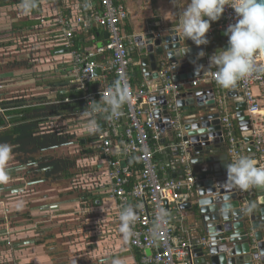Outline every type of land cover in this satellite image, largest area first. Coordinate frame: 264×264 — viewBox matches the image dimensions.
I'll return each mask as SVG.
<instances>
[{
  "label": "built area",
  "instance_id": "obj_1",
  "mask_svg": "<svg viewBox=\"0 0 264 264\" xmlns=\"http://www.w3.org/2000/svg\"><path fill=\"white\" fill-rule=\"evenodd\" d=\"M51 7L50 14L40 17L45 30L44 43L56 48L66 56L63 67L59 69V79L55 90L46 88L48 93L41 101L27 105L31 108L48 105L74 104L75 110L68 114H59L46 122L44 130H50L58 136H91V152L98 157L99 172L103 173V182L97 181L100 192L115 201L112 209L121 228L120 214L131 206L136 219L129 225V234L122 235L128 245L140 252L137 264H195V233L182 223V192H190L196 182L190 161L185 154L186 142H181L183 130L177 100L187 81L175 82L169 69H158L157 79L133 86L130 77V57L136 50L135 36L125 34L127 10L118 0H44ZM231 2V0H229ZM222 28L236 22L232 7L226 5L222 14ZM97 30L107 33L108 37L100 43L81 49L75 48V31ZM213 29L206 37L211 39ZM54 39L50 38L54 35ZM47 40V41H46ZM50 40V41H49ZM54 40V41H53ZM228 44V37L226 36ZM206 46V45H204ZM255 69L249 76L237 82L238 91L245 102V114L252 127V147L254 160L264 167V65L261 52L254 53ZM96 69L100 75H96ZM213 70L207 76H200L190 85L197 87L207 82L213 88L217 109L220 113L222 139L230 162L240 155H248L247 144L242 137L235 135L233 121L236 119L229 111L225 89L220 87L213 76ZM120 80L128 86L130 100L123 105L119 118L105 120L104 114L95 113L100 131L94 134L87 131L89 116L82 112L90 101L104 102L110 95L109 89ZM6 86L0 82V103L12 100L3 97ZM47 92V91H46ZM71 94L64 99H56L55 94ZM162 93L167 99V109L172 114L170 121L179 153L182 174L172 178L167 172L168 165L159 164L156 156L165 152L158 147L160 133L156 129V116L150 99ZM1 95L4 99L1 98ZM73 95V96H72ZM14 97V96H13ZM26 98V97H25ZM17 100L23 99L19 96ZM19 109V107H18ZM9 111L0 105V114ZM64 127L63 130H60ZM49 132V131H48ZM46 132V133H48ZM89 146V145H88ZM171 148V147H170ZM171 171V170H170ZM234 193L247 211L250 198L255 196V188L242 190L234 186ZM178 224H177V223ZM207 239L202 236L198 246H205ZM254 264H260L256 262Z\"/></svg>",
  "mask_w": 264,
  "mask_h": 264
},
{
  "label": "crops",
  "instance_id": "obj_2",
  "mask_svg": "<svg viewBox=\"0 0 264 264\" xmlns=\"http://www.w3.org/2000/svg\"><path fill=\"white\" fill-rule=\"evenodd\" d=\"M118 1L125 6L128 14L124 26L126 35L136 37L149 30H171L178 27V13L180 8L173 5L171 0ZM185 2L186 0H181L180 7H183ZM35 5L36 6L34 8L40 6V9L36 14H32L31 11H25L22 5L16 7L14 6L13 8L8 7L6 10H0V20H6L7 17L11 18V20H9L8 27L2 31L0 30V33H7L12 24L19 25L18 21L23 18L36 21L39 19V13H43L45 16L50 14L51 7L50 5L46 4L44 0H35ZM11 11L15 12L16 15H7V13ZM222 23V16L219 20L211 23L210 28L213 29L212 36L209 40V43L205 46L207 67H209V57L217 50L224 49V46L227 45V42L223 41L224 38L226 40V36H224L225 31L222 28ZM45 30L46 28L36 29L35 25H31L26 29L19 31L21 35L22 33L27 34V36L24 37H29V41L27 42V45L24 49H26V47L30 48L25 52V54L23 52L24 55L21 59H27L28 57H31V54H27L30 51H33L34 55L36 54L33 56L36 60L33 70L35 76L21 77L17 79L15 78V75L13 78H11L12 73L11 75H8L4 72H0V82L6 86L5 90L3 91L4 98L8 97L6 94L7 88L9 89V86L12 83L15 82L18 85H22L26 81H33L34 83H32L35 85L36 80L33 79L40 76V74L41 77H45L50 74V78L48 79L52 78L53 80L44 82V84H50L49 87L46 86V88L51 89V87L54 88L58 85L55 83H58L57 80L59 79V69L63 67L62 63L64 60H66V56L62 53H59L58 50L55 51L51 47L48 48V44L44 43L45 37L43 33ZM103 33L104 32L100 34V40L98 43H100L102 40H105ZM3 42H6V39L1 37L0 44ZM30 44L33 46H29ZM18 46L19 44L9 48L18 49ZM0 48L6 47L0 45ZM9 48H6V50H9ZM19 50L23 51L21 48H19ZM141 58L142 57L139 56L136 48L130 57V77L133 86H138L140 83L145 82L141 73ZM37 65H42V67L37 69ZM160 68L169 69L166 64L159 65V69ZM41 69L44 70L42 73L40 71ZM213 70H215V68H211L209 72ZM199 77L188 80V85L181 89L180 94L184 95L190 93L191 91L200 92L213 90L212 86L207 82H200L197 87H192L190 83ZM53 82L55 83L52 84ZM232 89L239 92L238 87L236 88V86ZM230 90L231 89H225V93L228 100L227 102L229 105V111L235 116L233 99L229 98L228 96V92ZM19 95L21 94L16 92L14 97L11 96L13 97L11 98L12 100L0 104L2 108L9 109V111L1 115L2 118H0L3 120L0 124L2 125V127H0V143H8L13 149L12 159L6 165L8 170V179L0 182V264H68L67 260L65 261V259L69 260L70 258L62 257L63 253H65L64 251L61 250L60 253L57 251L56 254V252L53 251L54 246H52L49 250L44 245L36 244L35 239H37L39 233L41 232L40 225L42 224L39 222V220L42 216H46L47 220H49L45 223L48 225V227L45 228L46 232H53L55 227L52 224L55 220L60 219L64 220L65 222H76L77 226H75L73 232L79 236V239L83 240L82 244L79 245L81 247L79 248V251L83 250V256L79 255V257H88L92 261L90 264H112L114 259L119 260L120 264H137L138 260L135 259V253L137 250L131 248L128 245L127 241L122 235L120 225L116 221L115 213L113 212L112 214L111 210L115 207V201L110 199L103 192H100L98 189L99 186L95 184L97 181L103 182L104 176L103 173L99 172L100 163L97 161L98 157H94L92 154L90 150V144H88L89 146L87 145L84 147V142L79 144V139L82 137L65 135L71 137L69 142L73 141V144H79L81 153L84 155V157H81V159H75V166L84 169L82 170V177H85L83 179L86 180L79 187L81 188L80 192H86L90 195L88 200H81L78 197L61 196L62 190L57 191V185H54V181L60 179L57 177L58 175L45 174L47 168L36 169L38 166L37 163L32 160V162L28 161L29 159L27 160L28 157H35V159L41 157L52 159V156L46 155L48 150L57 149L59 146L64 144L54 148L45 147L40 151H32L22 154V142H19L21 137L18 139L16 130L13 131V128L15 129V127L21 122V119L17 116H14V113L24 109L25 107L24 101H22L23 99H15L18 98ZM36 96L38 95L30 97L36 98ZM3 97L1 95V98ZM44 119L45 121L40 123L41 125L39 126L38 131L33 133V137L38 136L39 134H50L42 133L43 131H47L44 130L43 127L46 125L45 123L47 121L50 122V120L55 119V117L54 115L46 114ZM9 130H12V133H9ZM6 131L9 132L6 133ZM82 136L89 137L87 135ZM89 138H91V136ZM169 140L170 138L166 132L163 135H160L159 141L156 143L158 147L164 148V151L166 152L164 155L159 153L156 156V161L159 164L168 165L170 161L169 157L171 156L172 152L170 146H167L170 144ZM11 141H18L19 143L14 142L13 144ZM66 144L67 143H65V145ZM87 151L91 156L85 154ZM177 172L178 169L175 170V173L170 171V177H172L173 174H176V177H179ZM40 188H44L45 191H39ZM26 210H29L28 215H30L34 221L33 224L29 225L30 231H24L26 225L23 227L21 223V216H23V212ZM11 219L15 220L12 227L10 226ZM181 219L183 225L188 228L190 227L195 233L192 221L186 212L182 213ZM34 229L37 232L34 231ZM87 238H91L88 243L84 242V240L86 241ZM78 263L80 262H76V264Z\"/></svg>",
  "mask_w": 264,
  "mask_h": 264
},
{
  "label": "water",
  "instance_id": "obj_3",
  "mask_svg": "<svg viewBox=\"0 0 264 264\" xmlns=\"http://www.w3.org/2000/svg\"><path fill=\"white\" fill-rule=\"evenodd\" d=\"M103 36L107 39L108 34L103 33ZM135 41L138 54L142 57L141 73L147 82L157 79L156 72L161 64L168 66L175 82L209 73L206 56H198L200 51L205 53V46L185 40L179 27L149 30L136 36ZM223 41H226L225 38ZM186 47L189 49L186 54L177 55L179 49ZM227 48L228 44L224 46V49ZM261 56L264 65V52ZM198 65L204 66L199 75L196 73ZM95 73L100 75V70L96 69ZM228 96L233 99L235 118L241 137L247 144V153L254 158L252 127L245 114L244 98L234 89L228 92ZM150 102L155 109L156 129L161 135L167 132L170 138L167 146L171 147L172 153L168 167L175 173L180 168L176 147L179 140L175 139L171 130L172 114L167 109V99L159 93ZM176 104L183 130L181 142L187 143L185 154L196 179L192 190L182 192L180 199L181 210L189 215L195 230V264H264V187L254 186L256 206L250 205L246 212L243 211V203L234 193V185L226 180L225 165L230 161L221 136L220 113L213 90L180 94ZM165 153L162 152L163 155ZM177 174L181 175L182 171ZM172 178H176V174ZM202 236L207 239V244L198 246Z\"/></svg>",
  "mask_w": 264,
  "mask_h": 264
},
{
  "label": "clouds",
  "instance_id": "obj_4",
  "mask_svg": "<svg viewBox=\"0 0 264 264\" xmlns=\"http://www.w3.org/2000/svg\"><path fill=\"white\" fill-rule=\"evenodd\" d=\"M171 3L180 8L178 27L184 39H190L197 46L209 43L206 34L211 23L221 18L226 5L232 7L236 22L229 24L225 30L228 48L219 49L209 57L207 71L216 69L213 76L216 83L224 89L234 88L238 81L252 74L255 69L254 53L264 52V0H186L183 7H180L181 0H171ZM35 6V0H23L22 7L25 11H30ZM188 51L187 47L179 49L177 55L186 54ZM204 55L203 51L198 53L199 57ZM202 70L204 66L198 65L197 75ZM109 91L110 95L104 98L103 103L90 101L82 112L90 117L86 125L89 133L100 131L95 113L104 114L105 120L119 118L123 105L130 100L128 86L120 80L115 81ZM12 152L10 144L0 143V182L8 179L6 165L12 159ZM225 167L226 180L234 186L242 190L253 186L264 187V167L259 166L250 155H240ZM135 219L136 213L131 206L121 211V231L126 236L129 234L130 223ZM113 264H120V261L114 260Z\"/></svg>",
  "mask_w": 264,
  "mask_h": 264
},
{
  "label": "trees",
  "instance_id": "obj_5",
  "mask_svg": "<svg viewBox=\"0 0 264 264\" xmlns=\"http://www.w3.org/2000/svg\"><path fill=\"white\" fill-rule=\"evenodd\" d=\"M23 0H0V10H6L8 7L9 8H13L14 6H19L22 5ZM40 9V6L36 7V8H32L30 11L32 12V14H36L38 13ZM43 16V13H39V19L38 20H28L26 18L21 19L18 21V24H12L11 28L8 30L7 33H0V39L1 37H3L4 39H6V42L1 43V46H5L6 48L9 47H13V46H18V49L20 48V43L25 42V41H29V37L22 39L20 37V32L23 29H26L27 27L31 26V25H35L36 29H44L46 28L43 24L40 23V17ZM47 29V28H46ZM39 32V31H38ZM45 33V31H44ZM43 33V35H44ZM75 35H74V43H75V48H87L93 45H96V43H98V41L100 40V32L97 30H91L88 32H81L80 30L75 31ZM55 33L54 35L50 38V40L54 39ZM49 40V41H50ZM55 40V39H54ZM53 40V41H54ZM47 41V40H46ZM29 46H33V45H29ZM49 48V47H48ZM29 47H26L25 50H29ZM54 50L56 51V48H54ZM30 51L29 53H27L28 55L31 54V57L23 58V59H16L13 62H10L9 67L12 68H16L19 69L18 71V76L16 78H21V77H34L35 74L33 72L34 70V66L36 63L35 58H32L34 56V53ZM14 75L12 74L11 78H13ZM10 78V77H9ZM8 78V79H9ZM15 79V78H14ZM55 82H53L52 84H54ZM58 83H61L60 81ZM55 83V84H58ZM45 87H49L50 84L45 83L44 84ZM53 88V87H51ZM55 88V87H54ZM53 88V90H55ZM56 99H64L65 97H70L71 94H60V93H56L55 94ZM73 96V95H72ZM13 98V97H11ZM4 99V98H2ZM44 99V98H43ZM25 107L22 110H19L17 112L14 113V116H17L18 118L21 119L20 124H18L15 129L13 128V131L16 130L17 132V137L19 139V142L21 141V152L22 154L24 153H28V152H32V151H40L45 147H49V148H54L57 147L59 145L68 143L71 139V137L69 136H58L57 134H47V135H42V136H35L33 137V133L38 131L39 126L41 125V122H44L45 119L44 117H46V114H50V115H54V117L58 116L59 114H68L71 111L75 110V107H77L74 104H66V105H48V106H41V107H36V108H31L28 107L26 105L32 104L33 102H38L41 101L40 98H33V97H27V98H23ZM7 101H2L0 104L5 103ZM0 118H2L1 114H0ZM3 120L0 119V124ZM234 123V127H235V135L237 137H241V134L239 132V128H238V124H237V120L235 119L233 121ZM0 127H2V125H0ZM10 131V130H9ZM9 131H6V133H8ZM12 131V130H11ZM9 133H12V132ZM74 139V138H73ZM89 137H82L81 139H79V144H82L81 142H84V147H86L88 145V143L90 142ZM14 142H18V141H14ZM13 141H11V143L14 144ZM18 142V143H19ZM78 144V145H79ZM85 154L88 156L89 152H85ZM29 159V160H28ZM28 161H34L37 163V167L36 169H43V168H47L46 173L45 174H49V175H55L57 174L59 178H71L74 174L72 172H70V169L72 167L75 166V162L76 160H68V159H57V158H38L35 159V157H28L27 158ZM31 161V162H32ZM51 167V168H49ZM167 172L168 174H170V170L167 168ZM73 191V192H71ZM73 195H76V197L80 198L81 200H88V198L90 197L89 194H87L86 192H79V193H75L74 190H70L69 194H64L61 196H68L71 197ZM250 204L251 205H256V194L255 196L250 198ZM23 219L27 220V223H31L33 224L34 222L32 221L33 219L31 218L30 215L25 214V216H22ZM41 231V232H40ZM38 232L39 236L36 239V244L37 245H44L46 246L49 250L51 249V247L53 246L52 242H49L51 238H53V236H48L45 230H40ZM37 232V231H36ZM140 252L137 251L135 253V259L139 261L140 259ZM79 264V263H78Z\"/></svg>",
  "mask_w": 264,
  "mask_h": 264
},
{
  "label": "rangeland",
  "instance_id": "obj_6",
  "mask_svg": "<svg viewBox=\"0 0 264 264\" xmlns=\"http://www.w3.org/2000/svg\"><path fill=\"white\" fill-rule=\"evenodd\" d=\"M8 14H9V16H15L16 15V13L13 11L8 12L7 15ZM6 20H0V30L1 31L6 29V27H8L9 20H11V18L7 17ZM19 35H21V34H19ZM24 36H27V34L22 33L21 38L22 39L26 38ZM27 42L28 41L22 42L20 45V48L23 49V51L16 49V48H9V50H6V48H0V66H1L0 72L1 73L4 72L5 74H8V75H11V73H12L13 75H15V78L19 75L18 72H16L19 69H16V68L14 69L12 67H9V65H7V64L10 62H13L16 59L22 58V56L27 51L24 49L25 46L27 45ZM23 52H24V54H23ZM36 67H37V69H40V67H42V65H37ZM40 71L42 73L44 70L41 69ZM48 78H50V74H48L45 77H41V74H40V76L33 79V80H36L35 85L33 84L34 83L33 81H31V82L26 81L22 85H18L15 82L14 83L11 82L12 84L8 83L11 85L9 86V89L7 88L6 94L9 98H11V96H15L16 92H19V94H21L19 96H21L23 98L38 95V96H36L37 98L43 99L46 97L45 94H47V92H48L47 89L45 88L44 82L53 81L52 78L51 79H48ZM17 79H19V78H17ZM62 129H63V127L60 128L59 132ZM48 131H43L42 133L45 134L46 132H48V133L52 134L51 131H54V130H52V128H50V130H48ZM39 136H42V135L39 134ZM46 155L52 156L53 158H57V159L64 158V159H68V160H70V159L71 160H74V159L78 160L79 158L81 159V157H84V155L81 153V149H80L79 145L73 144V141L67 143L66 145L64 144L62 146H59L57 149L48 150ZM78 168L79 167L74 166L70 169V172H72L74 174L71 178H67V179L60 178V179L54 181V185H57V187H56L57 191L62 190L61 194H66L65 192H67V194H69L70 190H74L75 193H79L81 191V188L79 186H81V184L84 183V181L86 179H83L85 177H82L83 176L82 170H84V169H82V168L78 169ZM39 191L44 192L45 190H44V188H40ZM71 192H73V191H71ZM71 197H76V195H73ZM27 207H28V205H27ZM24 213L29 214V210H26L23 212V215L25 216ZM21 218H22V216H21ZM14 221L15 220L11 219V222H10L11 227L13 226ZM47 221H49V220H47L46 216H42L41 219L39 220V222L42 224V225H40V228L42 231L48 227V225L45 224ZM27 222H28L27 220L22 218V220H21L22 226L24 227L26 225L24 231H30L29 225L31 223H27ZM52 225L55 227L53 232H47L46 234L48 236H53V238L50 239L52 241H49V242L53 243V246H54L53 251H55L56 254H57V251L59 253L61 250L64 251L65 253H63L62 257L63 258L64 257L70 258L69 260L65 259V261L67 260L68 264H76V262H80L79 264H90L92 262L91 259H89L88 257H79V255L83 256V254H82L83 250L79 251V248H81L79 245L82 244L83 240L79 239V236H77L75 234V232H73L75 226H77L76 222H72V221L65 222L64 220L58 219V220L53 221ZM50 226H51V224H50ZM36 228H37V226H36ZM34 231H36V230L34 229ZM90 240H91V238H87L86 241L84 240V242L88 243ZM11 244H12V242H11ZM114 260H117V259H114Z\"/></svg>",
  "mask_w": 264,
  "mask_h": 264
}]
</instances>
